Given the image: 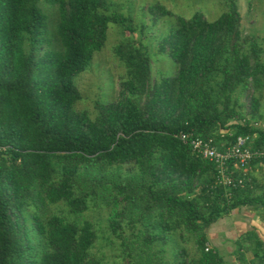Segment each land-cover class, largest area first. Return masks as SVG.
Here are the masks:
<instances>
[{
	"label": "trees",
	"instance_id": "1",
	"mask_svg": "<svg viewBox=\"0 0 264 264\" xmlns=\"http://www.w3.org/2000/svg\"><path fill=\"white\" fill-rule=\"evenodd\" d=\"M41 1L0 0V264H107L92 252V222L45 216L61 201L74 214L109 207L127 264H229L207 250V229L241 206L264 207L253 185L259 163L229 187L180 133L218 145L249 135L264 147L255 112L263 47L242 35L237 1L214 20L176 15L158 45L177 63L174 76L152 83L149 53L118 43L127 76L95 118L76 108L75 78L105 46L111 23L135 31L131 18L107 13L108 0H47L57 8L53 33ZM150 11L173 14L158 4ZM191 240L193 251L184 244Z\"/></svg>",
	"mask_w": 264,
	"mask_h": 264
},
{
	"label": "rangeland",
	"instance_id": "2",
	"mask_svg": "<svg viewBox=\"0 0 264 264\" xmlns=\"http://www.w3.org/2000/svg\"><path fill=\"white\" fill-rule=\"evenodd\" d=\"M108 1L110 2V8L107 13L119 12L124 13L127 17L129 16L132 25L135 27V31L131 32L129 30H124L121 25L111 23L105 46L102 50L95 53L87 70L81 72L75 78L76 86L81 95L77 100L76 108L78 110L88 109L93 118L99 113L97 103L110 102L116 99L120 89V81L127 76L125 65L114 51V48L118 43L121 41H132L138 47L141 45L142 49L149 53L152 65V83L165 76H174L178 68L177 63L169 54L159 52L158 45L163 36L166 35L175 25L176 15L190 17L196 12H201L209 20H214L220 16L224 10L229 8L231 0ZM236 1L242 17L240 24L241 33L243 36L253 34L258 37V40L263 47L262 59L264 61V0ZM153 4L163 5L173 14H167L155 19L150 11V7ZM41 6L49 15L50 28L54 33L55 24L58 20L57 8L52 6L47 0H42ZM255 94L260 100V105L256 108L255 112L259 115L262 114V116L258 117L256 125L264 131V88L255 92ZM240 99L245 102V105H247L243 108V111L251 110L248 106L250 104V99H248L247 96H241ZM254 170V175L257 177V180L253 185L256 183L258 185L255 194L262 195L264 200V167L258 165ZM247 207L251 210L258 211L262 206L255 204L245 207L241 206L238 209L242 208L245 210ZM48 210V214L46 212L45 216L58 214L67 220L77 221L78 223H82L84 220L92 222L98 234L95 246L92 249L93 254L101 258L107 264H127V260L120 257L119 241H117L111 234L109 228V207H93L82 214H74L71 213L68 206L61 201L51 205ZM212 226L213 224L207 229L208 237L210 239L212 238L207 246L210 245L211 248L223 240H221L220 237H217V234L212 237ZM184 244L188 250L193 251V240L190 242H184ZM220 254L229 264H239L240 262L238 254H236L237 256H234L232 253L230 254L223 250H221ZM263 259H261V261H263Z\"/></svg>",
	"mask_w": 264,
	"mask_h": 264
},
{
	"label": "built area",
	"instance_id": "3",
	"mask_svg": "<svg viewBox=\"0 0 264 264\" xmlns=\"http://www.w3.org/2000/svg\"><path fill=\"white\" fill-rule=\"evenodd\" d=\"M220 133L224 136V132ZM180 137L184 142L190 143L197 156L215 163L221 182L229 187L243 185L255 160L259 165H264V147L254 148V138L249 135H240L235 144L229 145H218L214 137L204 138L188 132H181ZM236 172H239L238 177L235 176ZM208 248L209 245L207 250Z\"/></svg>",
	"mask_w": 264,
	"mask_h": 264
},
{
	"label": "crops",
	"instance_id": "4",
	"mask_svg": "<svg viewBox=\"0 0 264 264\" xmlns=\"http://www.w3.org/2000/svg\"><path fill=\"white\" fill-rule=\"evenodd\" d=\"M259 166L264 167V165ZM245 206L248 205L243 207ZM211 231L212 237L217 234V237L223 239L216 246H212L220 253L221 250L232 253L234 256L241 253L240 257L245 254L243 257L247 259V262L243 263L239 258V264H252L251 261L254 259L256 260L254 264H264L261 261L264 258V207L258 211L251 210L249 207L245 210L234 209L233 212L216 221L211 227ZM211 240L212 238L209 243ZM258 254L261 258H256Z\"/></svg>",
	"mask_w": 264,
	"mask_h": 264
}]
</instances>
